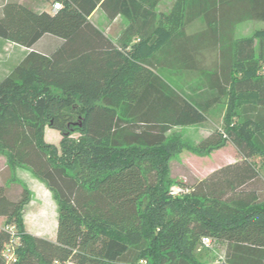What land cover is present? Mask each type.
<instances>
[{
	"label": "trees",
	"instance_id": "obj_1",
	"mask_svg": "<svg viewBox=\"0 0 264 264\" xmlns=\"http://www.w3.org/2000/svg\"><path fill=\"white\" fill-rule=\"evenodd\" d=\"M45 1L52 13L0 0V39L28 50L0 80V153L54 193L57 236L27 233L28 193L12 200L0 184V264L7 248L11 264H202L204 238L224 248L215 264H264V179L253 161L264 163V29L234 38L237 25L264 22V0H176L168 13L162 0ZM98 11L129 22L119 39L92 21ZM199 19L206 30L186 36ZM204 49L217 52L209 67L197 59ZM184 72L199 76L196 90L171 79ZM219 106L223 128L191 148L231 143L241 159L194 186L170 181L178 150L168 134L205 125ZM46 121L60 148L46 142Z\"/></svg>",
	"mask_w": 264,
	"mask_h": 264
},
{
	"label": "rangeland",
	"instance_id": "obj_2",
	"mask_svg": "<svg viewBox=\"0 0 264 264\" xmlns=\"http://www.w3.org/2000/svg\"><path fill=\"white\" fill-rule=\"evenodd\" d=\"M24 4L33 9L45 10L50 9L45 0H22ZM176 0H162L157 8L159 12L168 13ZM92 21L105 32L112 40H117L128 27L129 22L123 17H118L115 20H109L102 12L98 11L92 18ZM264 29V22L249 21L244 22L235 27L234 38L240 39L251 37L258 30ZM206 30L205 23L199 19L188 24L184 28L186 36H192ZM21 46L0 39V80L7 75L21 59L24 49ZM201 55L197 57L201 66L209 67L213 65L217 59V52L214 49H204ZM167 56V55H166ZM165 56V57H166ZM171 79L176 81L183 89L190 91L196 90L201 79L198 75L184 72L178 73ZM225 106H219L211 110L209 119L205 125H195L188 127H176L169 134L167 145L177 146V152L172 155L169 162V173L167 178L172 182H184L190 186H194L198 181L207 177L216 169L241 159V156L235 146L227 143L221 149L215 150L210 154L202 155L192 150V146L196 145L202 139L214 133L221 131L223 128V120L225 115ZM47 142L60 148L63 136L61 133L49 126V121H46ZM45 135V131H44ZM73 140L80 138V133L75 132L70 136ZM55 143V144H53ZM1 156V153H0ZM254 163L264 179V163L263 159L255 157ZM12 178V177H11ZM36 187L28 182L21 183L17 178L13 177L7 183L8 196L12 200H18L22 193L26 191L29 196V202L23 212L25 230L27 233L45 237L55 241L57 236V222L59 205L54 193L49 190L44 182L40 179L35 180ZM174 184L171 187H175ZM40 188L42 191H40ZM44 190V191H43ZM5 219L0 220V229L3 227ZM224 248H202L197 249L195 257L202 264H215L223 257ZM71 264V263H68Z\"/></svg>",
	"mask_w": 264,
	"mask_h": 264
},
{
	"label": "crops",
	"instance_id": "obj_3",
	"mask_svg": "<svg viewBox=\"0 0 264 264\" xmlns=\"http://www.w3.org/2000/svg\"><path fill=\"white\" fill-rule=\"evenodd\" d=\"M46 4L49 6V3L46 2ZM49 7L52 8L51 6H49ZM35 10H38V9H35ZM45 11L52 13V10L47 9V8L45 9ZM95 14H97V12ZM95 14L93 15V17L95 16ZM20 48L24 49L25 51H24L21 59L15 65H17L23 59V57L26 55V53L28 52L27 49H25L23 47H20ZM46 137H47V128L45 129V138ZM46 142H47V139H46ZM53 144H55V143H53ZM230 163H233V162H230ZM11 177H14V178L16 177L18 182H21L24 184H25V182H28L31 185H33L34 187L37 186L35 180L39 179L30 170H28L26 168L15 167V168L10 169L9 161H8L7 157L5 155L1 154V156H0V184H4V183L7 184L9 182V180L12 179ZM40 191H42L41 188H40ZM2 219L4 220V218L0 217V220H2Z\"/></svg>",
	"mask_w": 264,
	"mask_h": 264
},
{
	"label": "built area",
	"instance_id": "obj_4",
	"mask_svg": "<svg viewBox=\"0 0 264 264\" xmlns=\"http://www.w3.org/2000/svg\"><path fill=\"white\" fill-rule=\"evenodd\" d=\"M54 8H55L56 10H57V9H60V5H59V4H56V5L54 6ZM180 192H182V189H181L180 187H177V186L172 187V193H173V195H177V194H179ZM10 230H13V228H10ZM212 247H213V242H212V240L209 239V238H204V239L202 240V242H201V244H200V246H199L198 249H202V248L209 249V248H212ZM4 256H5V258H6L8 264H11V263H13V262L16 261L15 256H14V254H13V252H12V250H11L10 248H7V249L5 250V252H4Z\"/></svg>",
	"mask_w": 264,
	"mask_h": 264
}]
</instances>
